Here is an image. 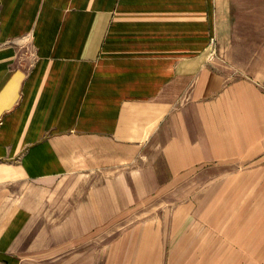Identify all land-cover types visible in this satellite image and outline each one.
Here are the masks:
<instances>
[{
    "label": "crops",
    "instance_id": "1",
    "mask_svg": "<svg viewBox=\"0 0 264 264\" xmlns=\"http://www.w3.org/2000/svg\"><path fill=\"white\" fill-rule=\"evenodd\" d=\"M228 14L0 0V264H264V89L212 58Z\"/></svg>",
    "mask_w": 264,
    "mask_h": 264
},
{
    "label": "rangeland",
    "instance_id": "2",
    "mask_svg": "<svg viewBox=\"0 0 264 264\" xmlns=\"http://www.w3.org/2000/svg\"><path fill=\"white\" fill-rule=\"evenodd\" d=\"M224 2L229 10L228 28L220 44L212 47V58L230 62L238 75H248L264 89V0ZM87 181L85 186H95L99 179L93 175ZM80 184L73 180L72 185Z\"/></svg>",
    "mask_w": 264,
    "mask_h": 264
}]
</instances>
